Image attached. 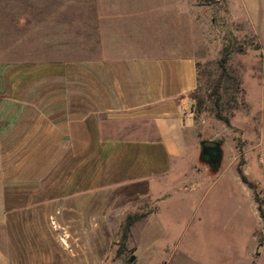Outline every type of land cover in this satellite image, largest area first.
<instances>
[{"label":"crops","instance_id":"1","mask_svg":"<svg viewBox=\"0 0 264 264\" xmlns=\"http://www.w3.org/2000/svg\"><path fill=\"white\" fill-rule=\"evenodd\" d=\"M248 8L264 47V16ZM172 12L177 0H27L19 23L104 25L88 59L74 51L53 63L0 61V264H10L17 220L32 264L59 263L39 223L50 218L43 212L50 204L82 194L84 171L93 179L104 172L107 187L146 182L157 213L168 196L191 202L204 182L205 193L222 174L237 173L235 151L227 157L220 147L227 163L208 164L200 180L183 179L192 185L187 191L168 186L194 154L190 96L197 88V63L178 43ZM99 156L105 163L92 162Z\"/></svg>","mask_w":264,"mask_h":264},{"label":"rangeland","instance_id":"2","mask_svg":"<svg viewBox=\"0 0 264 264\" xmlns=\"http://www.w3.org/2000/svg\"><path fill=\"white\" fill-rule=\"evenodd\" d=\"M246 3L264 16V0ZM248 6L241 0H177V14L171 13L178 21L170 23L178 43L197 63V88L191 99L194 154L185 163L188 171L167 180L177 192L192 186L179 184L183 179L192 175L200 180L208 166L200 144L214 141L227 157L235 151L237 165L243 163V174L264 198V47ZM26 8L27 0H0L2 63H53L74 51L88 59L97 52L104 23H19ZM227 48L231 52L221 70L219 61ZM222 155L221 150L219 163H227ZM92 162L105 159L99 156ZM89 174L82 173V194L60 199L43 211L50 218L40 220L39 228L57 264H139L160 258L174 264H264L263 225L236 172L222 174L205 193L204 182L191 202L168 196L159 213V204L147 196L146 182L113 181L107 187L104 172L97 179ZM89 183L96 189L87 187ZM135 216L122 241L125 220ZM24 233L15 221L10 264L33 263Z\"/></svg>","mask_w":264,"mask_h":264},{"label":"trees","instance_id":"3","mask_svg":"<svg viewBox=\"0 0 264 264\" xmlns=\"http://www.w3.org/2000/svg\"><path fill=\"white\" fill-rule=\"evenodd\" d=\"M231 49L227 48L225 50V52L223 53L220 61H219V67L221 68V70H224V65L228 60V57L230 55ZM194 93V92H193ZM193 93L191 94L190 98L193 99ZM223 122L228 125V121L226 119L223 120ZM202 159L206 160V158L201 155ZM243 163H239L238 167H237V174L239 176L240 181L247 187V189L251 192L252 198L254 203L257 206V211L259 214V218L261 220V223L263 225V229H264V198L260 199L259 194L257 193V187L255 184H253L252 182L248 181V179L246 178V176L243 174L241 167H242ZM261 192V191H260ZM262 193V192H261ZM138 219V217H128L125 222H124V226H123V230H122V241H124L128 235L129 232V228L130 226ZM259 245H261L260 243H258Z\"/></svg>","mask_w":264,"mask_h":264},{"label":"water","instance_id":"4","mask_svg":"<svg viewBox=\"0 0 264 264\" xmlns=\"http://www.w3.org/2000/svg\"><path fill=\"white\" fill-rule=\"evenodd\" d=\"M201 155L206 158L209 165L219 164L221 158L220 146L214 141L201 142Z\"/></svg>","mask_w":264,"mask_h":264}]
</instances>
